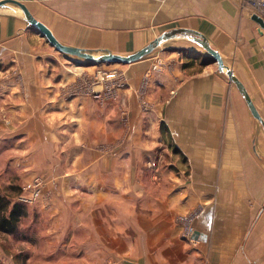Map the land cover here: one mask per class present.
<instances>
[{
    "label": "crops",
    "instance_id": "obj_1",
    "mask_svg": "<svg viewBox=\"0 0 264 264\" xmlns=\"http://www.w3.org/2000/svg\"><path fill=\"white\" fill-rule=\"evenodd\" d=\"M21 1L62 43L94 53L127 55L165 31L197 30L264 119L259 0ZM0 62L16 71L0 88L26 101L19 108L28 125L60 134L64 154L88 168L81 176L104 177L99 186L129 212L162 202L164 229L175 225L187 264H264V125L192 35L121 64L122 84L97 97L88 91L97 64L57 50L8 3L0 8ZM198 208L190 241L176 215Z\"/></svg>",
    "mask_w": 264,
    "mask_h": 264
},
{
    "label": "rangeland",
    "instance_id": "obj_2",
    "mask_svg": "<svg viewBox=\"0 0 264 264\" xmlns=\"http://www.w3.org/2000/svg\"><path fill=\"white\" fill-rule=\"evenodd\" d=\"M95 68L99 97L122 84L121 64ZM15 72L0 62V85L5 88L3 80ZM13 92L0 88V191L24 201L28 213L17 232L0 230V264H187L185 255H178L175 225L166 223L164 229L161 201L156 209L152 204L150 211L135 206L129 212L122 197L107 196L99 186L104 177L81 176L88 168L64 154L58 132L28 125L29 115L19 108L26 101ZM193 211L179 213L177 220ZM179 231L182 235L183 228Z\"/></svg>",
    "mask_w": 264,
    "mask_h": 264
},
{
    "label": "water",
    "instance_id": "obj_3",
    "mask_svg": "<svg viewBox=\"0 0 264 264\" xmlns=\"http://www.w3.org/2000/svg\"><path fill=\"white\" fill-rule=\"evenodd\" d=\"M8 3H14L18 5L24 15L28 23L30 25L37 28L40 33L51 43L52 46H54L57 50L68 54V55H74L79 58H82L86 61H89L92 64H101V63H120V64H128L132 62L139 61L149 54H151L154 50H156L163 42L174 38L180 34L184 35H192L196 42H198L207 52L215 59V61L218 63V67L220 70H224L227 72L230 80L236 84L239 91L242 93V95L245 97L247 104L254 113L253 115L264 125V119L260 115L258 109H256V106L246 89L244 83L234 74L232 69L227 67V65L224 63V59L220 52L216 50L211 44L208 38L201 32L189 29V28H174L169 30L168 32L165 31L156 38H154L152 41H150L147 45H145L143 48L139 49L138 51L131 53V54H120L115 52H104V53H94L91 51H88L86 49L71 46L62 43L53 33V31L45 25L44 22L37 19L28 6L22 2L21 0H0V8ZM198 234V232L196 233Z\"/></svg>",
    "mask_w": 264,
    "mask_h": 264
},
{
    "label": "trees",
    "instance_id": "obj_4",
    "mask_svg": "<svg viewBox=\"0 0 264 264\" xmlns=\"http://www.w3.org/2000/svg\"><path fill=\"white\" fill-rule=\"evenodd\" d=\"M11 189L21 192L18 187L13 186ZM13 197L0 191V230L8 233L17 232L22 218L28 213L24 201H16Z\"/></svg>",
    "mask_w": 264,
    "mask_h": 264
},
{
    "label": "built area",
    "instance_id": "obj_5",
    "mask_svg": "<svg viewBox=\"0 0 264 264\" xmlns=\"http://www.w3.org/2000/svg\"><path fill=\"white\" fill-rule=\"evenodd\" d=\"M258 4L260 5V7L264 8V0H259ZM158 63L160 65L163 64L160 62ZM155 69H159V65H156ZM95 86H96V82H94L91 86H89L90 88L88 89V91L94 93L97 97H99L100 92L95 88ZM199 213H200V209L198 208L195 211H193L192 214L188 216H182L181 218H179L180 222L183 225L182 235L185 239H189L190 241H195L196 226L194 224V221L195 218L199 215Z\"/></svg>",
    "mask_w": 264,
    "mask_h": 264
}]
</instances>
